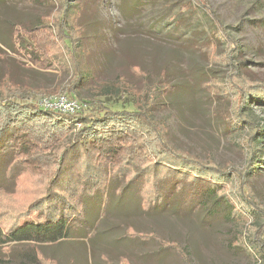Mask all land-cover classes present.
Segmentation results:
<instances>
[{
    "label": "rangeland",
    "instance_id": "374dc122",
    "mask_svg": "<svg viewBox=\"0 0 264 264\" xmlns=\"http://www.w3.org/2000/svg\"><path fill=\"white\" fill-rule=\"evenodd\" d=\"M68 1L83 2L80 22L86 27L83 47L87 51L81 66L85 78L97 87L83 86L76 95L102 101L113 110L148 106L151 116L167 125L171 144L203 162L239 170L252 162L259 171L249 180L264 203V102L253 98L237 114L235 100L226 93L233 73L249 74L264 83V0H207L242 51L232 60L238 66L222 59L214 63L199 48L198 44L216 41L211 35L214 22L192 0ZM186 4L189 8L185 10ZM59 9L60 4L44 5L36 0H0V85L10 77L19 86L31 88L37 101L59 94L61 90L55 92L54 88L71 79V73L33 64L21 48L25 44L16 41V25L34 23ZM217 43L220 50L226 49L225 44ZM162 74L173 88L149 106V95L145 96L143 89L159 85ZM125 83L128 89L121 90ZM153 95L151 92L150 97ZM254 133V140L261 142L251 158L247 144ZM0 178L7 181L3 175ZM11 188L12 182L7 186ZM11 192H2L3 198L15 196V191ZM109 196L106 205L100 196L88 201V228L72 229L71 237L61 242L38 245L42 256L56 264H118L121 256L134 264H188L179 252L162 250L155 240L144 243L128 238L126 228L131 225L179 240L188 247L191 264L261 263L260 251L246 236L245 248L228 244L231 224L221 214H180L171 209L145 212L132 190L123 196ZM4 228L0 223V229ZM1 248L2 264L3 259L9 260L4 264H25L33 254L30 249H15L6 250L10 253L5 255Z\"/></svg>",
    "mask_w": 264,
    "mask_h": 264
},
{
    "label": "trees",
    "instance_id": "16d2710c",
    "mask_svg": "<svg viewBox=\"0 0 264 264\" xmlns=\"http://www.w3.org/2000/svg\"><path fill=\"white\" fill-rule=\"evenodd\" d=\"M36 1L60 4L61 9L40 16L34 23L16 25V41L25 44L21 48L33 64L71 73V79L53 91L76 97L84 106L75 113H63L38 105L31 88L19 86L10 77L0 85V177L7 179L0 178L3 254L30 249L33 254L25 264H56L54 259L42 256L38 245L61 242L71 237L72 229L88 228L87 205L93 197L100 196L106 205L109 194L123 196L132 190L145 212L171 209L180 214H221L231 224L228 244L245 248L246 236L260 251V264H264V203L249 180L256 166L249 162L244 170L226 169L175 148L167 125L155 120L148 106L113 110L102 101L76 95L83 86L97 88L85 78L81 66L87 51L83 47L86 27L80 22L83 2ZM192 1L202 6L214 22L211 35L216 41L198 44L199 48L214 63L222 59L238 66L232 62L242 53L237 41L225 31L207 0ZM185 7L189 8L187 4ZM217 42L225 44L226 49L220 50ZM227 81L226 93L235 100L237 114L253 98L264 102V83L249 74L233 73ZM159 82L143 89L144 95H149V106L173 88L163 74ZM120 89L127 90V84H121ZM255 135L247 144L251 158L261 142L254 140ZM8 191H15V196L3 198L2 192ZM125 235L144 243L155 240L160 249L176 250L191 264L188 247L177 239L131 225ZM118 264L134 263L121 256Z\"/></svg>",
    "mask_w": 264,
    "mask_h": 264
},
{
    "label": "built area",
    "instance_id": "2783aa9c",
    "mask_svg": "<svg viewBox=\"0 0 264 264\" xmlns=\"http://www.w3.org/2000/svg\"><path fill=\"white\" fill-rule=\"evenodd\" d=\"M35 102L44 108L59 110L63 113H75L84 106L78 98L64 93L46 95Z\"/></svg>",
    "mask_w": 264,
    "mask_h": 264
}]
</instances>
